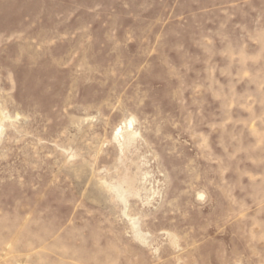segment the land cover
Segmentation results:
<instances>
[{
	"label": "rangeland",
	"instance_id": "374dc122",
	"mask_svg": "<svg viewBox=\"0 0 264 264\" xmlns=\"http://www.w3.org/2000/svg\"><path fill=\"white\" fill-rule=\"evenodd\" d=\"M0 114V264H264V0H0Z\"/></svg>",
	"mask_w": 264,
	"mask_h": 264
},
{
	"label": "bare ground",
	"instance_id": "6f19581e",
	"mask_svg": "<svg viewBox=\"0 0 264 264\" xmlns=\"http://www.w3.org/2000/svg\"><path fill=\"white\" fill-rule=\"evenodd\" d=\"M130 123H131V120H129L127 122V125H125V127H124L125 130L123 132H122L123 127H121V126L116 129V136H118V135L123 136L124 137L123 142H125V143L129 142L132 139V137L134 136V134H135V133L127 130V126H129Z\"/></svg>",
	"mask_w": 264,
	"mask_h": 264
}]
</instances>
